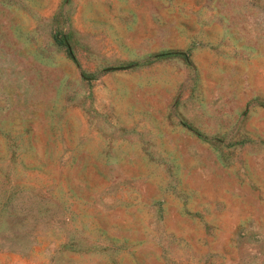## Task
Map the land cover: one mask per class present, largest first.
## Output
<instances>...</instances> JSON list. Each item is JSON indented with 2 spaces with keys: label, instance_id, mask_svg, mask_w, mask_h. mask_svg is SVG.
I'll use <instances>...</instances> for the list:
<instances>
[{
  "label": "rangeland",
  "instance_id": "rangeland-1",
  "mask_svg": "<svg viewBox=\"0 0 264 264\" xmlns=\"http://www.w3.org/2000/svg\"><path fill=\"white\" fill-rule=\"evenodd\" d=\"M0 264H264V0H0Z\"/></svg>",
  "mask_w": 264,
  "mask_h": 264
},
{
  "label": "trees",
  "instance_id": "trees-1",
  "mask_svg": "<svg viewBox=\"0 0 264 264\" xmlns=\"http://www.w3.org/2000/svg\"><path fill=\"white\" fill-rule=\"evenodd\" d=\"M55 41L58 45H63V42L61 40H59V38L57 36L55 37Z\"/></svg>",
  "mask_w": 264,
  "mask_h": 264
}]
</instances>
